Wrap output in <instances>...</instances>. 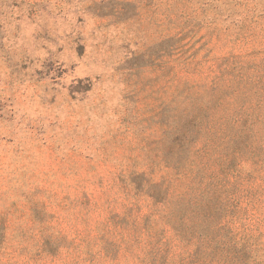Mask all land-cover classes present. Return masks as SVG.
<instances>
[{"label":"rangeland","instance_id":"rangeland-1","mask_svg":"<svg viewBox=\"0 0 264 264\" xmlns=\"http://www.w3.org/2000/svg\"><path fill=\"white\" fill-rule=\"evenodd\" d=\"M0 264H264V0H0Z\"/></svg>","mask_w":264,"mask_h":264}]
</instances>
